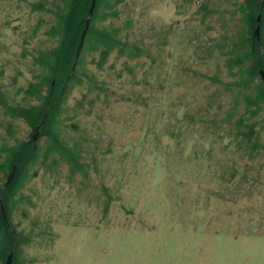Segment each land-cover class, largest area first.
Wrapping results in <instances>:
<instances>
[{
    "label": "rangeland",
    "instance_id": "374dc122",
    "mask_svg": "<svg viewBox=\"0 0 264 264\" xmlns=\"http://www.w3.org/2000/svg\"><path fill=\"white\" fill-rule=\"evenodd\" d=\"M33 1L0 0V89L10 103H37L18 88L40 71L32 57L58 41L46 34L54 13ZM110 2L118 16L98 23L120 27L143 53L113 51L102 67L85 53L58 125L85 174L59 157L31 166L11 215L30 237L19 259L264 264V110L254 149L236 133L244 105L222 48L242 30L235 0ZM35 132L0 107V145ZM35 144L42 152L45 136Z\"/></svg>",
    "mask_w": 264,
    "mask_h": 264
},
{
    "label": "trees",
    "instance_id": "16d2710c",
    "mask_svg": "<svg viewBox=\"0 0 264 264\" xmlns=\"http://www.w3.org/2000/svg\"><path fill=\"white\" fill-rule=\"evenodd\" d=\"M54 8H48L44 1L30 3L32 10H44L54 13L55 24L46 31L51 37H57L56 45L39 50L32 57L33 64L40 68L33 79L18 91L25 98L34 99L37 103H10L0 89V107L10 118H21L33 131H39L45 136V146L40 151L38 144L31 138L16 140L14 143L0 145V172L6 176L16 165L15 173L9 183L6 179L0 183V264H5L7 255L12 251V263L22 264L19 255L22 246L30 240L28 235L17 230L11 221L13 208L22 200L19 194L25 180L30 175L31 166L42 157L47 160L52 157L66 161L72 174L85 170L80 162L77 145H70L61 136L59 130L60 115L69 90L75 83L83 82L84 57L87 52H97L95 64L102 67L115 51L118 55L138 57L143 53L139 44L121 38V28L114 25H100L98 21L117 17L115 4L110 0H96L91 14V0H52ZM242 30L233 35L222 48L225 49V64L230 74L235 76L234 84L241 87V99L244 112L235 125L236 133L242 140L252 145V148H262L257 140L259 124L258 115L264 110V0H235ZM260 14L259 34H255L256 17ZM89 25L83 43L77 55L82 30L86 18ZM11 125L8 124V127ZM264 128V124H263ZM43 160V161H44ZM19 195V197H16ZM109 202L106 201L104 211ZM3 207V211L1 209ZM6 216V219L3 216Z\"/></svg>",
    "mask_w": 264,
    "mask_h": 264
},
{
    "label": "water",
    "instance_id": "95a60500",
    "mask_svg": "<svg viewBox=\"0 0 264 264\" xmlns=\"http://www.w3.org/2000/svg\"><path fill=\"white\" fill-rule=\"evenodd\" d=\"M95 1L96 0H91L90 7H89V14H91L93 9H94ZM88 25H89V18L87 17L86 21H85V26H84V28L82 30V33H81L80 42H79V45H78V48H77V52H76L77 55L79 54V50H80L81 45L83 43V39H84L85 33L87 31ZM259 29H260V14H258L257 17H256V27H255V31H254L256 35L259 34ZM260 73H261V76L264 77L262 69H260ZM38 133H39V131H36L33 134V136H32L33 143H35V139H36V136H37ZM15 170H16V165H13L11 171L9 172V174L7 176L6 183L10 182L11 178L13 177V175L15 173ZM1 209L3 211V207H1ZM3 216L6 219V216H5L4 213H3ZM12 256H13V253H12V251H10L8 253V255H7L5 264H11L12 263Z\"/></svg>",
    "mask_w": 264,
    "mask_h": 264
}]
</instances>
